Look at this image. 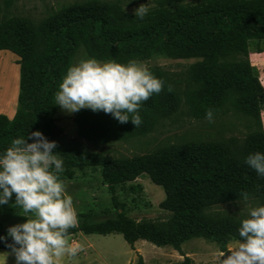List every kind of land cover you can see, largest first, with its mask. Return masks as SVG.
I'll list each match as a JSON object with an SVG mask.
<instances>
[{"label":"trees","instance_id":"1","mask_svg":"<svg viewBox=\"0 0 264 264\" xmlns=\"http://www.w3.org/2000/svg\"><path fill=\"white\" fill-rule=\"evenodd\" d=\"M5 4L13 0H4ZM144 17H134L120 0H74L63 3L39 21L12 17L0 22V49L17 55L19 64L18 106L12 118L0 113V150L15 136L39 130L56 141V151L73 165L99 166L110 193L114 218L96 222L88 213L77 215V231L85 234L120 233L132 247L138 239L156 246L180 245L192 238L215 241L220 251L238 239L237 228L244 211L218 208L252 201L264 203V178L243 163L250 152H264V132L254 130L242 137L213 139L169 146L144 155L109 159L101 154L65 147L61 129L54 123L53 94L78 42L89 56L99 60L145 59L155 54L172 58L200 57L186 70L196 90L176 91L172 77L160 68L149 70L163 81L158 94L143 101L138 110L141 124L118 123L110 114L81 109L73 121L80 137L107 142L150 133L161 120L172 116L181 104L194 118H205L228 108L260 121L264 87L246 61L224 58L244 53L251 40H264V0H149ZM146 173L160 185L164 198L158 206L169 212L166 219L134 220L124 214L116 187ZM72 174L69 173L68 178ZM246 194V199L243 198ZM0 221V234H4ZM0 248L7 249L3 242ZM133 264H147L140 254ZM180 264H194L184 256Z\"/></svg>","mask_w":264,"mask_h":264},{"label":"rangeland","instance_id":"2","mask_svg":"<svg viewBox=\"0 0 264 264\" xmlns=\"http://www.w3.org/2000/svg\"><path fill=\"white\" fill-rule=\"evenodd\" d=\"M71 1L74 0H13L12 3L5 4L4 0H0V22L12 17H24L38 23L53 9ZM196 1L185 0V3ZM120 2L126 10H135L141 4H145V7L150 4L149 0H120ZM255 51H264V40H251L246 52L230 55L224 60L249 61L250 54ZM85 57L91 56L87 54L84 44L78 42L62 75L69 65ZM200 60V57L172 58L155 54L138 61L143 62L148 68L157 67L168 72L172 77L171 87L176 91H182L200 88L198 83L186 77L188 66ZM252 67L253 73L259 79V71L264 72V66ZM74 113H67L58 105L56 106L54 123L62 131L60 140L63 145L80 151L98 153L109 159L149 154L169 146H181L231 136L242 137L251 131L263 129L264 126V106L262 105L259 111V122L241 111L228 108L213 115L210 123L205 118L191 117L186 107L181 104L172 116L161 120L150 133L107 142H91L78 135L73 121ZM60 156L64 162V171L60 174V179L64 182L66 192L73 199L77 215L88 213L90 222L114 218L117 211L112 206L110 193L101 178L99 166L85 165L79 168L72 164L67 155L60 154ZM69 173L72 174L71 178H68ZM116 194L118 200L124 205V214L136 221L148 218L166 219L169 216L168 211L158 206L164 198L162 187L153 183L146 173H142L132 182L117 185ZM255 205L257 203L246 201L222 205L218 208L247 212V207ZM0 220L4 224L6 222L14 224L23 221L24 217L17 215L15 209L3 205L0 206ZM69 240L77 241L80 244V250L75 256L61 257L60 264H133L137 254H140L147 264H180L185 255L190 257L194 264H214L215 257L220 252L215 241L202 237H192L184 241L180 245V250L170 245L156 246L143 239H138L131 247L120 233L78 234L76 237L72 235ZM235 240L232 239L226 244L227 249Z\"/></svg>","mask_w":264,"mask_h":264},{"label":"clouds","instance_id":"3","mask_svg":"<svg viewBox=\"0 0 264 264\" xmlns=\"http://www.w3.org/2000/svg\"><path fill=\"white\" fill-rule=\"evenodd\" d=\"M147 11L141 4L134 17L142 19ZM162 86L163 81L136 59L122 63L85 57L66 68L53 99L67 113L102 111L118 123L131 121L138 127L142 102ZM204 116L211 123L213 110L206 109ZM55 149L56 141L34 130L13 137L0 150V206L8 205L24 217L0 234L9 250L0 252V264H7L9 255L14 264H59L61 257L80 250L79 243L68 239V230L77 225V212L60 179L64 162ZM243 163L264 178V152H250ZM236 231L238 239L217 253L214 264H264V203L247 207Z\"/></svg>","mask_w":264,"mask_h":264},{"label":"crops","instance_id":"4","mask_svg":"<svg viewBox=\"0 0 264 264\" xmlns=\"http://www.w3.org/2000/svg\"><path fill=\"white\" fill-rule=\"evenodd\" d=\"M10 52L11 51L7 49H0V113L6 115L8 118H12L15 114L18 106L17 97L19 92V64L17 63L18 57L13 52ZM249 62L252 64V66H264V51L252 52L249 56ZM259 81L264 87V72L259 71ZM262 130L264 132V126ZM139 176L136 178H139ZM11 224V222H6V224L2 223V228L6 230L7 226ZM78 234L83 235L85 233L77 231L73 234H69L68 239H70L72 235L76 237ZM5 251L9 250L0 248V252ZM7 264H14V258L11 255L7 257Z\"/></svg>","mask_w":264,"mask_h":264},{"label":"built area","instance_id":"5","mask_svg":"<svg viewBox=\"0 0 264 264\" xmlns=\"http://www.w3.org/2000/svg\"><path fill=\"white\" fill-rule=\"evenodd\" d=\"M71 241H74V240H71Z\"/></svg>","mask_w":264,"mask_h":264}]
</instances>
